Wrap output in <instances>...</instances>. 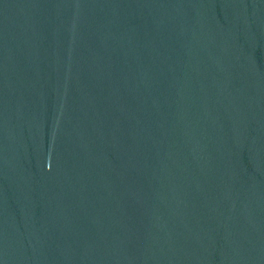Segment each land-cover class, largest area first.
<instances>
[{"label": "water", "instance_id": "water-1", "mask_svg": "<svg viewBox=\"0 0 264 264\" xmlns=\"http://www.w3.org/2000/svg\"><path fill=\"white\" fill-rule=\"evenodd\" d=\"M0 264H264V0H0Z\"/></svg>", "mask_w": 264, "mask_h": 264}]
</instances>
